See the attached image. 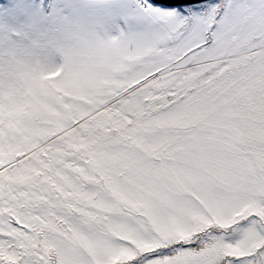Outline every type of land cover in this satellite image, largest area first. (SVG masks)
<instances>
[{
  "label": "snow or ice",
  "instance_id": "1",
  "mask_svg": "<svg viewBox=\"0 0 264 264\" xmlns=\"http://www.w3.org/2000/svg\"><path fill=\"white\" fill-rule=\"evenodd\" d=\"M0 264H264V0H0Z\"/></svg>",
  "mask_w": 264,
  "mask_h": 264
}]
</instances>
